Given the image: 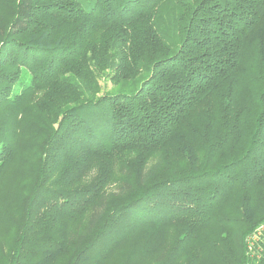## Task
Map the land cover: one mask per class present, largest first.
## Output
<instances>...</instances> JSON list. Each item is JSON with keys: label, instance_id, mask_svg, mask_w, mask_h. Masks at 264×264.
Masks as SVG:
<instances>
[{"label": "trees", "instance_id": "16d2710c", "mask_svg": "<svg viewBox=\"0 0 264 264\" xmlns=\"http://www.w3.org/2000/svg\"><path fill=\"white\" fill-rule=\"evenodd\" d=\"M262 224L264 0H0V264H264Z\"/></svg>", "mask_w": 264, "mask_h": 264}, {"label": "rangeland", "instance_id": "374dc122", "mask_svg": "<svg viewBox=\"0 0 264 264\" xmlns=\"http://www.w3.org/2000/svg\"><path fill=\"white\" fill-rule=\"evenodd\" d=\"M147 77V73L145 71H141L138 78L134 82H129L126 84H116L114 85L105 75H101L100 77V88L101 93L108 92L110 94L113 93H126L130 94L139 86L140 81ZM28 77L22 75L14 84L13 89L18 91L23 82H27ZM172 164L178 165L179 162L177 160L172 161ZM2 228V225H1ZM4 229V228H3ZM7 229V230H6ZM5 230L0 229V241L4 244L5 248L11 244L13 241V237L11 236L12 231L9 228ZM227 230L224 228V231ZM5 236V237H4ZM223 239H220L222 242ZM8 244V246H7ZM247 245L248 250L247 253L252 258L254 262H256L260 258L259 250L264 246V224L260 225L250 236L247 237ZM69 259L68 252L63 255L56 264H66Z\"/></svg>", "mask_w": 264, "mask_h": 264}]
</instances>
